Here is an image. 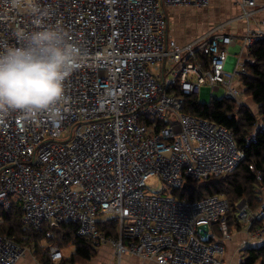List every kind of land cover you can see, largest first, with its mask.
I'll return each mask as SVG.
<instances>
[{
    "label": "built area",
    "instance_id": "built-area-1",
    "mask_svg": "<svg viewBox=\"0 0 264 264\" xmlns=\"http://www.w3.org/2000/svg\"><path fill=\"white\" fill-rule=\"evenodd\" d=\"M211 1L38 0L41 15L31 16L0 0V46L17 45L13 29L53 26L82 52L80 68L65 81L59 118L0 110V208L17 202L23 223L46 226L48 239L75 224L79 236L95 249L111 245L119 260L224 264L230 203L223 195L190 201L146 191L157 176L184 192L245 160L230 131L185 113L180 93L200 96L209 88L211 95L223 91L217 99L232 101L235 112L245 106L243 79L251 48L264 44V22H256L264 8L243 0L239 16L195 41L180 46L169 37L166 8L207 9ZM242 23L243 33L233 31ZM247 143H256L255 133ZM236 208L249 229L264 220V210L253 211L246 199ZM103 223H117L118 237H106ZM253 233L264 238V226ZM26 251L0 236V264H16ZM49 252L62 259L57 248Z\"/></svg>",
    "mask_w": 264,
    "mask_h": 264
},
{
    "label": "trees",
    "instance_id": "trees-1",
    "mask_svg": "<svg viewBox=\"0 0 264 264\" xmlns=\"http://www.w3.org/2000/svg\"><path fill=\"white\" fill-rule=\"evenodd\" d=\"M248 76L243 79L245 106L235 112L232 101L222 98H212L209 102H202L197 94L180 95L185 100L184 111L215 123L230 131L237 146L245 154V160L230 174L212 176L200 183H189L184 192L173 191L179 199L190 201L204 199L214 195H225L230 200V215L238 218L236 205L246 199L250 208L257 211L264 210V123L255 128L257 118L264 122V44L258 43L251 48ZM250 105L255 109L251 110ZM254 110L259 116L255 115ZM255 133L256 143H247V138ZM251 166L254 170H251ZM260 175V179L258 176ZM207 181V183H205ZM205 184V185H204ZM240 224H242L239 221ZM264 226V220L254 224ZM100 231L106 237H118L117 223H103ZM47 227L41 230L27 227L23 223V211L17 202L10 209L0 208V236H10L24 248H33L34 255L41 264H89L96 256L94 243L88 238L78 235V226L75 224L61 225L53 230V238L46 236ZM47 240L51 245L66 249L72 245L75 251L70 258H62L53 262L48 251L41 247L42 241ZM261 260L264 264V247L250 250L247 264H254Z\"/></svg>",
    "mask_w": 264,
    "mask_h": 264
},
{
    "label": "clouds",
    "instance_id": "clouds-1",
    "mask_svg": "<svg viewBox=\"0 0 264 264\" xmlns=\"http://www.w3.org/2000/svg\"><path fill=\"white\" fill-rule=\"evenodd\" d=\"M11 9L39 16L38 0H9ZM17 45L0 46V110L59 118L65 81L81 66L80 47L59 27L13 29Z\"/></svg>",
    "mask_w": 264,
    "mask_h": 264
},
{
    "label": "crops",
    "instance_id": "crops-1",
    "mask_svg": "<svg viewBox=\"0 0 264 264\" xmlns=\"http://www.w3.org/2000/svg\"><path fill=\"white\" fill-rule=\"evenodd\" d=\"M242 1L243 0H212L211 6L213 5L212 9L215 10L217 14L216 18L219 16L223 18L228 16L224 19L229 20L242 13V10L239 7V3ZM257 4L259 5V8H264V0H257ZM165 11L168 23V35L180 46H184L195 41L215 25L209 21L210 19L208 16H204V14L201 15V11L207 12L205 9H196L194 7H169L165 9ZM169 20L173 21V28L171 32L169 31ZM256 22L257 24L264 22V11L258 14ZM244 30V23L235 26L233 29V31H236L237 33H243ZM238 51L239 48L235 47L230 50V53L235 55ZM231 59L237 60L235 56H232ZM250 108L253 110V108L255 109V106L252 107L250 105ZM254 112H256V110H254ZM262 123L264 122L262 121ZM259 228L260 225L256 224L249 229L248 225L240 224L237 217L233 218L232 215H230V221L228 223V233L230 235V239L224 242L226 249L224 264H247L250 250L264 247V238L260 239V237L254 236L253 233ZM212 230L215 233L217 240L220 241L222 239V234L219 232L217 227H213ZM49 246L53 245H51L47 240L42 241L41 247L48 251L50 255ZM53 247L57 248L61 252L62 258H70L75 251V247L72 245L66 249H60L57 246ZM70 249H72L71 252L68 251ZM27 250H30V254L26 253L27 255L24 256L26 258L23 257L24 259H20L16 264H41L34 255V249L27 248ZM95 250L96 256L89 264H117V262L118 264H158L155 261H146L131 255H125L117 261L113 251L109 248V245H101ZM52 261L59 262V260L54 261L53 259ZM261 262V260H257L254 264H261Z\"/></svg>",
    "mask_w": 264,
    "mask_h": 264
},
{
    "label": "rangeland",
    "instance_id": "rangeland-1",
    "mask_svg": "<svg viewBox=\"0 0 264 264\" xmlns=\"http://www.w3.org/2000/svg\"><path fill=\"white\" fill-rule=\"evenodd\" d=\"M213 6V5H212ZM212 6H210L209 8H207V9H212L213 7ZM207 9H205V11H207V12H202L201 11V15H203L204 14V16H208L209 17V21H211V23L212 24H215V25H217V24H220V23H224L225 21H227L228 19H224L225 17H228V16H225L224 18L223 17H221V16H219L218 18H216V12H215V10H207ZM208 12H209V14H208ZM202 17V16H201ZM172 28H173V21L172 20H169V31L171 32L172 31ZM223 94V91H221L220 93H218V94H212L211 95V98H218L219 96H221ZM218 96V97H217ZM255 114H256V116H258L259 114H258V112H255ZM258 124L259 125H263V123H262V121L261 120H258ZM64 141V140H63ZM205 183H207V181H205ZM205 185V184H204ZM173 188L172 187H169L167 184H165L159 177H157V176H153V177H151L148 181H147V184H146V191L147 192H149V193H151V194H154V193H159V194H162V195H165V196H171V194H172V192H173ZM228 201H229V203H230V200H229V198H227L225 195H223ZM231 205V204H230ZM41 245H42V243H41ZM50 247V246H49ZM69 247V246H68ZM67 247V248H68ZM109 248H111V250L113 251V253H114V256H115V259H117V261L119 260V258L116 256V254H115V249L111 246V245H109ZM27 249V248H26ZM69 252H71L72 251V249H70V250H68ZM26 253L28 254H30V250H27L26 251ZM26 254V255H27ZM24 258H26V257H24ZM23 258V259H24ZM117 264H118V262H117Z\"/></svg>",
    "mask_w": 264,
    "mask_h": 264
},
{
    "label": "water",
    "instance_id": "water-1",
    "mask_svg": "<svg viewBox=\"0 0 264 264\" xmlns=\"http://www.w3.org/2000/svg\"><path fill=\"white\" fill-rule=\"evenodd\" d=\"M211 90L209 88L203 89L200 94V99L202 102H209L210 101Z\"/></svg>",
    "mask_w": 264,
    "mask_h": 264
},
{
    "label": "bare ground",
    "instance_id": "bare-ground-1",
    "mask_svg": "<svg viewBox=\"0 0 264 264\" xmlns=\"http://www.w3.org/2000/svg\"><path fill=\"white\" fill-rule=\"evenodd\" d=\"M177 8V7H176ZM167 9V8H166ZM259 116V115H258Z\"/></svg>",
    "mask_w": 264,
    "mask_h": 264
}]
</instances>
